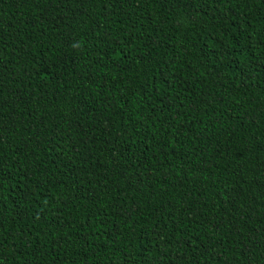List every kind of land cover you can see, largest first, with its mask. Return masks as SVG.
Segmentation results:
<instances>
[{
    "label": "trees",
    "instance_id": "trees-1",
    "mask_svg": "<svg viewBox=\"0 0 264 264\" xmlns=\"http://www.w3.org/2000/svg\"><path fill=\"white\" fill-rule=\"evenodd\" d=\"M0 264H264V0H0Z\"/></svg>",
    "mask_w": 264,
    "mask_h": 264
}]
</instances>
